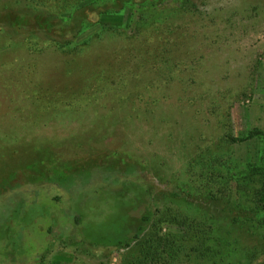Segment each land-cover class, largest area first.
Segmentation results:
<instances>
[{
    "label": "rangeland",
    "instance_id": "1",
    "mask_svg": "<svg viewBox=\"0 0 264 264\" xmlns=\"http://www.w3.org/2000/svg\"><path fill=\"white\" fill-rule=\"evenodd\" d=\"M9 12L53 25L19 30ZM254 130L264 0H0V226L26 205L8 223L26 254L12 262L0 241V264H123V250L89 242L112 239L115 192H152L179 233L189 204L236 192L229 171L260 144L233 140ZM109 164L122 174L107 180Z\"/></svg>",
    "mask_w": 264,
    "mask_h": 264
},
{
    "label": "trees",
    "instance_id": "2",
    "mask_svg": "<svg viewBox=\"0 0 264 264\" xmlns=\"http://www.w3.org/2000/svg\"><path fill=\"white\" fill-rule=\"evenodd\" d=\"M109 8L113 9V5ZM6 14L3 17L19 30L34 26L49 30L53 25L42 16ZM233 141L240 145L257 142L260 149L241 163L239 172L229 171L228 175L234 177L237 183L236 192L213 196L209 204L208 200L204 205L189 204L194 211L189 209V221L184 218V222L179 223L181 232H165L166 222L160 220V210L154 204L155 196L135 184H131L132 189L139 187L141 192H130V189L128 192H115L118 198L115 208L117 215H112L113 227L106 233L112 239L106 241L98 237V240L92 241L98 232L94 225L81 228L90 218L84 213L75 217L78 231L89 236L91 243L123 250V264H264V132L254 130L247 137ZM109 167L102 169L107 180L111 179L112 174H122L117 164H109ZM135 172V167L129 165L125 174ZM94 173L91 171L90 179L82 185L89 184ZM52 179L49 181L54 184L56 179ZM78 184H81L79 179L67 191L72 192ZM5 193L0 192V196ZM25 207L24 203L19 204L13 218L5 220L0 226V241L8 249L4 256L12 262L26 252L21 245L23 228L16 231L8 223L18 219ZM195 215L198 218H190ZM14 235H17L16 240L12 237ZM39 256L36 258H45L43 254ZM260 257L262 260L258 262Z\"/></svg>",
    "mask_w": 264,
    "mask_h": 264
}]
</instances>
